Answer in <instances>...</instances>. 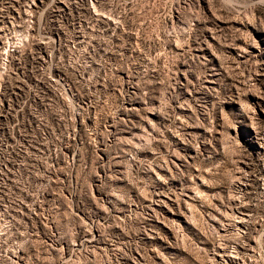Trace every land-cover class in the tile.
I'll list each match as a JSON object with an SVG mask.
<instances>
[{"label": "rangeland", "instance_id": "1", "mask_svg": "<svg viewBox=\"0 0 264 264\" xmlns=\"http://www.w3.org/2000/svg\"><path fill=\"white\" fill-rule=\"evenodd\" d=\"M0 264H264V0H0Z\"/></svg>", "mask_w": 264, "mask_h": 264}]
</instances>
